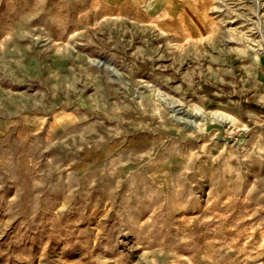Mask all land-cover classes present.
Listing matches in <instances>:
<instances>
[{
    "label": "rangeland",
    "instance_id": "obj_1",
    "mask_svg": "<svg viewBox=\"0 0 264 264\" xmlns=\"http://www.w3.org/2000/svg\"><path fill=\"white\" fill-rule=\"evenodd\" d=\"M173 1L0 0V264H264V0Z\"/></svg>",
    "mask_w": 264,
    "mask_h": 264
},
{
    "label": "crops",
    "instance_id": "obj_2",
    "mask_svg": "<svg viewBox=\"0 0 264 264\" xmlns=\"http://www.w3.org/2000/svg\"><path fill=\"white\" fill-rule=\"evenodd\" d=\"M117 2H122V5H125L124 3H130L133 4L132 11L134 12L133 15L139 16L140 14H143L147 18H155L158 16H161V14L164 12H169L168 14L174 15L176 3L173 0H152L150 1L146 9L143 12H140L137 7L134 6V0H117ZM119 12L122 11L125 13V9L118 8ZM132 12V13H133ZM120 14V13H119ZM121 15V14H120ZM143 17V16H142Z\"/></svg>",
    "mask_w": 264,
    "mask_h": 264
}]
</instances>
